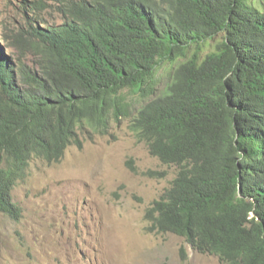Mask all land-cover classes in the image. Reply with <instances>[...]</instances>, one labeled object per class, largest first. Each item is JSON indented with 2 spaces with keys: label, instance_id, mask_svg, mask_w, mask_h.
Wrapping results in <instances>:
<instances>
[{
  "label": "trees",
  "instance_id": "obj_1",
  "mask_svg": "<svg viewBox=\"0 0 264 264\" xmlns=\"http://www.w3.org/2000/svg\"><path fill=\"white\" fill-rule=\"evenodd\" d=\"M33 34L32 66L0 49L2 213L21 218L12 190L32 160L59 162L127 119L177 169L148 230L264 264V0H63L62 23Z\"/></svg>",
  "mask_w": 264,
  "mask_h": 264
},
{
  "label": "rangeland",
  "instance_id": "obj_2",
  "mask_svg": "<svg viewBox=\"0 0 264 264\" xmlns=\"http://www.w3.org/2000/svg\"><path fill=\"white\" fill-rule=\"evenodd\" d=\"M62 20L63 0H0V49L32 66L34 27L44 32ZM168 70L158 73L161 84ZM149 170L166 175L152 177ZM176 171L150 154L127 119L82 148L68 147L59 162L32 160L12 190L21 218L0 211V264H223L181 236L148 230L146 210Z\"/></svg>",
  "mask_w": 264,
  "mask_h": 264
}]
</instances>
